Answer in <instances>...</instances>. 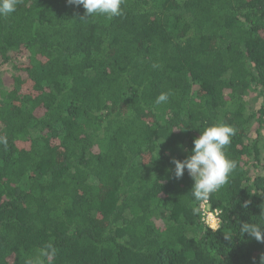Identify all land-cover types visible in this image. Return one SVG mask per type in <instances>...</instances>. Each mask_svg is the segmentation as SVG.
<instances>
[{"label":"trees","instance_id":"obj_1","mask_svg":"<svg viewBox=\"0 0 264 264\" xmlns=\"http://www.w3.org/2000/svg\"><path fill=\"white\" fill-rule=\"evenodd\" d=\"M121 7L18 0L0 17V264H260L240 227L264 228V0ZM217 124L237 166L197 200L172 160Z\"/></svg>","mask_w":264,"mask_h":264},{"label":"clouds","instance_id":"obj_2","mask_svg":"<svg viewBox=\"0 0 264 264\" xmlns=\"http://www.w3.org/2000/svg\"><path fill=\"white\" fill-rule=\"evenodd\" d=\"M17 3L18 0H0V17L15 12ZM67 3L82 6L85 18L103 16L112 19L123 14L121 7L123 0H67ZM153 67L158 65L154 64ZM169 95L168 92H161L155 103H166ZM234 131L225 124L208 126L193 140V147L185 159L172 160L174 177L180 179L186 170L193 181V194L197 200L206 199L211 193L219 190L228 182L230 173L236 168V162L230 160L224 151ZM6 143V137H0V144ZM240 232L242 235L249 234L257 242H264V228L258 225L244 223L240 227ZM260 264H264V255L261 256Z\"/></svg>","mask_w":264,"mask_h":264},{"label":"built area","instance_id":"obj_3","mask_svg":"<svg viewBox=\"0 0 264 264\" xmlns=\"http://www.w3.org/2000/svg\"><path fill=\"white\" fill-rule=\"evenodd\" d=\"M200 208H201V212H202V221L210 229L216 230L218 228V224H219L218 212L217 211H208L207 200L203 201Z\"/></svg>","mask_w":264,"mask_h":264},{"label":"rangeland","instance_id":"obj_4","mask_svg":"<svg viewBox=\"0 0 264 264\" xmlns=\"http://www.w3.org/2000/svg\"><path fill=\"white\" fill-rule=\"evenodd\" d=\"M6 71H4L3 72V74H1L2 76H11V75H15V76H21V77H23L21 74L22 73H19V72H15V71H13L12 69H11V67H9V68H6L5 69ZM264 143H261V145H263ZM261 155H262V157L264 158V148L261 150ZM157 224H161V222L159 221V220H157V222H156Z\"/></svg>","mask_w":264,"mask_h":264}]
</instances>
